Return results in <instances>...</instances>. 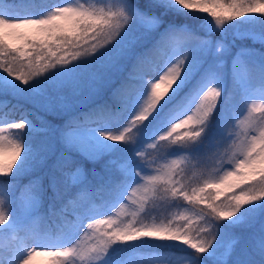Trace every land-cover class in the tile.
<instances>
[{
    "label": "rangeland",
    "instance_id": "374dc122",
    "mask_svg": "<svg viewBox=\"0 0 264 264\" xmlns=\"http://www.w3.org/2000/svg\"><path fill=\"white\" fill-rule=\"evenodd\" d=\"M20 1L18 2L19 6H14L11 9V11L17 15L16 18L18 19H41L50 15L54 8L62 6L75 7L77 4L111 6L112 4L124 5L128 8L130 3L129 0H39L34 5L29 7L23 5V8H21V5L25 1ZM198 1L201 0H192V3L194 4ZM4 3L6 6L10 4V2L6 1H4ZM31 3L33 2L31 1ZM165 27L167 28L170 26ZM170 28L167 30L169 34L180 33L182 29H186L185 26L176 27L177 29L175 26ZM163 29L165 28H162L160 23L159 27L152 33L142 37L143 44L140 47L146 45ZM142 31L143 29L138 24L133 23L123 34L120 42L114 47L107 51H101L91 58L82 56L78 60L73 61V63L78 62L77 69H80L79 72L73 74L75 70L77 71L75 65L60 66L58 72L68 68L67 70L69 71L65 75H69L71 78L73 76L71 81H69L71 78L68 80L66 78L65 81H62L63 83L61 86L58 87L53 80L49 81V83H51L49 86H45V83L40 80L39 84L41 83V86L43 85L40 89L42 90L45 100L40 98L37 104L33 103L28 96H26L24 100L29 101L32 105L34 104L40 112H51L50 114L53 117L67 116L85 106L97 103L109 90L113 82L119 78L124 68L128 65L131 57L119 56L116 59V65L106 71L107 65L110 63L109 58L115 57L118 49H120L125 42L130 38L140 35ZM243 33L246 37H249L251 41L248 44L242 45V47L232 55L230 50H228V42L213 39L212 37L203 38L196 43L193 42L194 40H187L186 42L177 40L170 44L166 58L162 62L160 68L155 74L151 75V79L145 84L148 87V94L150 95L151 83H158L159 77L164 75L167 69L180 59L181 54L186 48L190 49L192 52H196L199 56L204 58L205 63L202 70V80L195 89L186 92L183 98H181L177 104H174L172 106L173 108L171 107L165 119L160 120L161 117L158 118L154 112L149 120L145 121L135 130L132 139L127 143L109 141L106 137L109 133L115 134L122 131L127 126L128 122L138 114L143 100L147 99V90L145 86L138 89L130 96L127 113L122 123H116L110 117L109 120H105L97 126H90L84 129L93 132L92 136L97 143L95 148L90 149V153L92 155H100L103 148L108 149L113 147L115 151L108 161L113 160L114 165L117 167L120 166L121 170L125 171L127 175L126 183L119 190L115 200L111 202L105 210L82 217L81 223L78 226L70 228L66 233L62 234L60 232V236L53 239L52 235L47 233L49 231L44 229L43 222H45V218H41L42 216L39 217L42 208L40 195L38 196L39 203L29 206L22 198L24 191L20 192L18 199L15 201L13 199L14 196H12L14 187H5L4 184L0 183V211H4L5 213L10 212L11 214L9 225L7 227L0 226V247L9 248L11 246V244H9L10 239L7 238V236L12 233L11 231L14 227L21 229L28 224H30L33 229V235L27 237L16 235L13 236V238L16 237V244H20L27 243L38 237L43 241L42 246H46L47 249L36 248V252L43 253L55 249L74 247L75 245L81 248L90 247L98 243L96 237L99 236V232L95 229H89L87 227L89 223H95L98 219L115 220L117 222L116 225H112L111 227L106 225L101 226L103 230L111 232L116 226L123 227L127 223H132L133 216L131 214L134 211L139 213V215L135 217V227H139L141 224L151 225L169 222L174 223L177 227L186 226L188 222L180 219L181 215H186L198 221L197 227L215 228L218 233V239L220 240H223L225 237L229 238L228 243H232L233 240H239L233 238L232 234H229V232H223L216 224L217 222L212 221L210 218H200L196 211H198L199 208L205 207L206 202H201L196 209L188 203H181L165 213H155L143 217L142 215L146 211L147 205L155 198L148 194V198L145 200L146 194L143 192L141 186L146 183V181L142 179L143 177L163 176L167 173L168 166L172 165L173 161L178 164L177 171L180 172V176L176 177V179L183 178V183L185 185L198 187L203 186V176H210L213 179H218L225 171L234 170V163H229L228 160H224V162L221 163V158L225 155L226 149L228 150V158L230 160L235 161L243 159V156L239 152H237L235 156L231 155L232 151L235 150L233 148V141L238 143L240 139H243V134L246 130L249 135H259V123H257V129L255 131L248 128V123L252 118L261 116L262 113L260 112V108L264 106V79H260L259 77V74L264 71V48L259 47V49H250L247 45H254L256 42L264 40V29H246L243 30ZM9 42L14 43L16 46L23 45L22 41ZM234 66H236L235 70ZM250 70H253L255 74L254 77L250 76ZM245 71L248 73V76L244 77L241 75L238 80L236 73H243ZM229 73L234 76L237 84L236 103L231 106V109L226 110L225 113L216 119L218 125H221L218 131L220 137L219 142L210 153L203 156L200 149H196L191 144L192 142L171 144L164 147L167 142H161L159 138L166 135L171 127L179 122V120L190 115L197 106L201 96L209 88L215 87L223 94ZM0 76H3L4 80L12 78L2 70H0ZM72 81L75 84L68 87L67 85ZM55 84L56 86H54ZM165 87L166 85L160 84L157 92H164ZM168 91H170V89ZM23 95L25 97V94ZM253 105L256 106V112L251 111ZM210 119L208 121H210ZM22 120H24L27 125L31 122L27 116L23 117ZM9 123H15L14 119L5 114V112H0V127L6 129L3 135L8 139L16 140L19 132L8 129L7 124ZM44 123L48 130V134L40 138L41 144L45 145V147L41 148L45 149L41 154L54 153L56 160L65 159V151L62 149L60 141L56 138L57 125L46 121H44ZM186 130V128L177 129L174 136L177 134L183 135ZM101 133H104V135L102 136ZM80 135L84 137V134ZM155 145H161V147L158 149L150 147ZM140 153L144 154L143 158L139 155ZM11 155V150L0 153V161L4 163L9 162L11 160ZM77 168L80 169L81 175L76 177V182L81 183L84 171L81 167H76L73 170ZM68 179L71 180V173L68 174ZM241 187L246 186L242 185ZM208 191L212 192L213 196H215L217 191L222 193L216 200V202L219 203L232 195H238L241 189L236 188L229 192L224 188H211L207 189L205 194H207ZM133 200L137 201V203L134 204ZM250 206L255 207L251 213H247L242 209L240 216L230 219L232 222L245 226H249V221H251L252 227V237L243 243L242 251L233 257L235 264H253L254 255L258 248L257 241L264 239V213H261L264 210V201L256 202ZM56 209L57 202H54L51 207L42 212L43 214L51 212L57 215ZM193 227H195V225H193ZM2 241L4 243H2ZM130 242L144 246H183L192 249L178 240L142 237ZM29 250L32 249L29 248ZM3 251L4 249H1L0 254H2ZM259 251L260 250H258L257 253H259ZM11 259V255L4 258L0 257V260H3L4 264H9ZM51 259V257L44 254L34 255L31 264H50ZM70 264H232V261H224L219 251L216 253L199 255V258L188 252H184L175 257L161 252H151L150 254L136 252L116 260H110L105 254L100 258H93L86 262L73 258Z\"/></svg>",
    "mask_w": 264,
    "mask_h": 264
},
{
    "label": "snow or ice",
    "instance_id": "6c2138e0",
    "mask_svg": "<svg viewBox=\"0 0 264 264\" xmlns=\"http://www.w3.org/2000/svg\"><path fill=\"white\" fill-rule=\"evenodd\" d=\"M18 2L19 0H10V4L6 6L4 0H0V70L24 85H28L34 79L48 72L49 69L70 65L82 56L91 58L101 51H107L119 43L123 34L133 23H136L143 31L140 35L125 42L118 49L116 56L109 58L110 63L106 68V71L113 68L119 56L134 57L128 78L116 92L117 99L124 102L134 90L136 82L143 81L142 78H137V72L147 61L153 58L161 48L177 40L186 42L190 39L187 34L170 33L157 42L156 45L137 55V49L143 44L142 37L149 35L159 27L160 19L156 15H146L139 12L133 14L124 5L89 6L77 4L75 7H56L50 15L41 19H18L16 18L17 15L11 11L12 7ZM154 2L158 5L157 10L161 13L173 6L187 12H192V9L198 7L200 12L208 13L212 17L217 27L247 14L259 13L260 16L264 17V0H230L226 11L223 13L211 10L203 4L194 5L192 0H154ZM218 2H222V0H218ZM57 21L63 23H57ZM9 41H22L23 45L16 46ZM185 61L186 57L179 59L167 69L164 75L159 77L158 83H151L150 95L148 94L147 85L144 84L147 90V99L143 100L138 114L119 133L107 134L106 138L109 141L127 143L132 139L135 130L149 120L153 113L170 98L183 75ZM17 65L19 66L17 67ZM236 75L239 80L241 75L247 77L248 73L246 71L243 73L237 72ZM160 84H164L166 87L164 92L158 93L157 89ZM169 89L170 91H168ZM165 95L167 96L166 99ZM221 95L219 89L209 88L201 96L193 112L175 123L166 135L159 138L161 142H167L164 147L198 140L203 134V126L217 108ZM256 110V106L253 105L251 111L256 112ZM260 112L262 113L261 116L252 118L248 123V128L253 131L257 129V123H259V135H249L246 130L243 139H240L238 143L233 141L235 150L232 151L231 155L235 156L239 152L243 159L230 160L227 149L225 155L221 158V163L224 160L234 163L233 171H225L218 179L203 176V186L191 187L183 183V178L176 179L180 176V172L177 171L178 164L173 161L172 165L168 166L167 173L163 176L142 178L146 181L141 186L146 194L145 200H147L148 194L161 200L182 197L183 201L192 205L194 209L201 202H206L205 207L199 208L196 212L200 218L208 217L214 222L238 217L242 209L248 212L253 211V209L248 208L249 205L264 201V106H261ZM107 115L108 110L100 108L90 115V120L102 119ZM84 123L85 121L73 119L65 126L63 135L69 142L76 136L77 130ZM7 127L8 129L19 130V135L16 140L8 139L3 135L6 129L0 127V153L8 150H11L12 153L9 162L0 163V178L3 179L12 176L26 155L25 146L20 138L21 134L27 129L26 122L20 120L19 122L7 124ZM180 128H186L187 130L183 135L177 134L174 136V133ZM101 135L103 136L104 133H101ZM150 147L158 149L161 145ZM139 155L141 158L144 157L143 153ZM39 163L42 164L43 161L41 160ZM55 167L60 175L59 177L54 175L49 178L51 190L58 198H63L66 193L71 191V185L76 182V177L81 175V172L78 168L73 170L70 160L67 159H58ZM69 173H71V180L68 179ZM242 185L246 187H241ZM48 186L49 183L44 182V177L41 176L25 188L22 198L29 206L38 204V196ZM211 188H224L229 192L240 188L241 191L239 195H232L217 203L216 200L222 193L217 191L213 196V193L208 191L205 194L206 190ZM81 197L82 194L78 200L69 201V204L76 207L79 200H82ZM133 203L135 204L137 201L133 200ZM67 210L68 206L66 205L64 211ZM131 215L133 216L132 223H127L123 227L116 226L111 232L103 230L101 226L111 227L116 225L115 220L98 219L95 223H89L87 225L89 229H95L99 232V236L96 237L98 243L90 247L81 248L75 245L74 247L39 253L36 252V248L47 249V247L42 246L43 241L38 237L27 243L17 244L11 251L12 259L9 264H31L33 256L39 254L51 257L50 264H70L73 258L86 262L93 258H100L115 243L134 241L142 237L178 240L194 249L198 255L219 251L224 261H232V264H235L233 257L242 251L245 236L250 234H242L239 240L228 243V237L223 240L218 239L215 228L197 227L198 221L186 215H181L180 219L188 223L186 226L181 227L175 226L172 222L151 225L141 224L139 227H135V217L139 213L134 211ZM10 220V212L0 211V226L7 227ZM249 227H251V221H249ZM18 231H28V229L14 227L11 232ZM257 245L260 250L264 251V239L257 241ZM29 248L32 250H29ZM0 264H4V261L0 260Z\"/></svg>",
    "mask_w": 264,
    "mask_h": 264
},
{
    "label": "trees",
    "instance_id": "16d2710c",
    "mask_svg": "<svg viewBox=\"0 0 264 264\" xmlns=\"http://www.w3.org/2000/svg\"><path fill=\"white\" fill-rule=\"evenodd\" d=\"M4 1L10 2V0ZM24 1L25 2L21 5V8H23V5L26 7L34 5L39 0ZM31 1L33 3H31ZM129 1V11L133 14L139 12L146 15H156L160 19L161 27L165 28L146 45L139 47L136 52L137 55L146 51L147 48L156 45L163 37L167 36L169 34V31L167 30L172 26H175V28L185 26L186 29H182L180 33L187 34L190 37L189 40H194L193 42H197L207 37L228 42V50H230L231 55L242 47V45L248 44L251 41L249 37L244 35L243 30L252 28L264 29V17L260 16L259 13L247 14L243 17L228 21L223 26L217 27L212 17L208 13L200 12L198 7L191 10L193 13L183 11L175 6L167 8L161 13L157 10L158 5L155 4L154 0ZM228 3H230V0H222V2H218V0H201L194 3V5L203 4L211 10L223 13L226 11ZM15 6H19L18 3ZM57 23L63 22L57 21ZM165 26L170 27L166 28ZM169 46L170 44L161 48L153 58L147 61V63L140 70H138L137 78H142L143 81L136 82L134 90L126 101L121 102L118 100L116 92L122 83H124V81L128 78V73L131 71L134 57L130 58L128 65L124 68L119 78L113 82L109 90L97 103L85 106L67 116L53 117L50 114L51 112H40L34 104L32 105L29 101H25L24 98L28 96V98L36 104L40 98L45 100L42 90L40 89L43 85L41 86L39 81L42 80V82L45 83V86H49L51 84L49 81L53 80L57 86L60 87L63 83L62 81H65L66 78L67 80L71 78V76L65 75L69 71L67 70L68 68L60 72H58L60 66H57L54 69H49L48 72L34 79L28 85H24L22 82L16 81L14 77L9 80H4V77L0 76V112H5V114L14 119V122H19L25 116L29 117L31 121L30 124L27 125V129L21 134V140L26 151L24 160L20 165H18L12 176L8 179L0 178V183L4 184L5 187H14L12 196L15 197H13V199L16 201L20 192L24 191L25 188L37 178L41 176L44 177V182H48L49 186L42 192V194H40L42 208L40 210L39 217L42 216L41 218H45V222H43L44 229L49 231L47 233H50L53 239L60 236V232L62 234L66 233L70 228L78 226L81 223L83 216L105 210L106 207L115 199L119 190L126 183V172L121 170L120 166H115L113 160L108 161V159L112 157L115 149L113 147L108 149L103 148L100 155H92L90 153V149L95 148L97 143L92 136V132L84 129L90 126H97L101 122L109 120L110 117L116 123L121 122L127 111L130 96L138 89L142 88L144 84H147L151 79V75L157 72L167 55ZM247 46H249L250 49H259V47L264 48V40L256 42L254 45ZM183 57H186L183 75L178 81L177 86L171 93L167 102L163 103V106L155 112V115L158 118L161 117L160 120H163L167 116L171 107L174 104H177L186 92L195 89V87L202 80V70L205 63L204 58L187 48L184 49L180 59ZM77 63L78 62H75L71 65H75L77 69ZM18 66L19 65H17V67ZM79 71L80 69H77V71L75 70L73 74ZM250 76H255L253 70H250ZM259 77L260 79H264V71L259 74ZM72 79L73 76L69 81ZM73 81L67 86L70 87L75 84ZM56 84L54 86H56ZM236 91V80L234 76L229 73L220 102L210 121L203 126L204 131L202 136L198 140L191 143L196 149H200L203 156L210 153L214 146L219 142L220 136L218 131L220 130L221 125H218L216 119L225 113L226 110L231 109V106L235 105ZM23 94H25V97ZM166 98L167 96L165 95V99ZM100 108H106L108 110V115L102 119L90 120V115ZM73 119L82 120L85 121V123L81 125V127L77 130L76 136H74L69 142L63 133L65 126ZM44 121L52 122L57 125L56 138L60 141L61 147L65 151V159L70 160L72 169L81 167L84 171L81 183H73L71 185V191L66 193L63 198H58L57 195L52 192L50 186L49 178L54 175L59 177L60 175L55 167L57 162L56 156L54 153H45V155L41 154L45 150L41 148L45 147V145L41 144L40 138L45 134H48ZM15 131L19 132V130ZM80 134H84V137ZM41 160L43 161L42 164L39 163ZM0 163L4 162L0 161ZM81 194L82 200H79L76 207H72L69 204V201L78 200ZM54 202H57L56 211L58 214L55 215L51 212L43 214L42 211L51 207ZM181 203L185 204L187 202L183 201L181 197L179 199L172 198L168 200L153 199L147 205L146 211L142 216L147 217V215L155 213H165ZM66 205L68 206V210L64 211ZM248 208L253 209L255 207L249 205ZM246 212L249 213L248 211ZM261 213H264V210ZM216 224L223 232H229V234H232L233 238L239 239L242 234L250 233L245 236L243 243L252 237V227L240 225L236 222H232L231 220H222ZM25 228H27L28 231H18L15 233L12 232L10 235L8 234L7 238L10 239L9 244H11V246L9 248L0 247V250L4 249L2 254H0V257L4 258L11 255L12 249L17 245V239L16 237L13 238V236L17 235L27 237L34 234L30 224L25 225L21 229ZM2 243L4 242L2 241ZM258 250H260L259 247L257 248V251ZM257 251L254 255L253 264H264V251L260 250L259 253H257ZM135 252L146 254H150L151 252H161L173 255L174 257L184 252H188L199 258L197 252L183 246H144L141 244H133L130 241L113 244L105 256H107L110 260H116L122 259Z\"/></svg>",
    "mask_w": 264,
    "mask_h": 264
}]
</instances>
